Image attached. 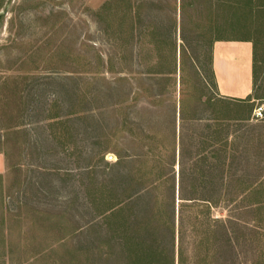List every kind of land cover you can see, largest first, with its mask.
I'll use <instances>...</instances> for the list:
<instances>
[{"label": "rangeland", "instance_id": "1", "mask_svg": "<svg viewBox=\"0 0 264 264\" xmlns=\"http://www.w3.org/2000/svg\"><path fill=\"white\" fill-rule=\"evenodd\" d=\"M185 1L0 0V264H264V0Z\"/></svg>", "mask_w": 264, "mask_h": 264}, {"label": "crops", "instance_id": "2", "mask_svg": "<svg viewBox=\"0 0 264 264\" xmlns=\"http://www.w3.org/2000/svg\"><path fill=\"white\" fill-rule=\"evenodd\" d=\"M213 74L218 96L231 101H247L255 87L254 45L249 40H220L213 47ZM7 170L0 153V175Z\"/></svg>", "mask_w": 264, "mask_h": 264}, {"label": "trees", "instance_id": "3", "mask_svg": "<svg viewBox=\"0 0 264 264\" xmlns=\"http://www.w3.org/2000/svg\"><path fill=\"white\" fill-rule=\"evenodd\" d=\"M186 7H187V3L185 0H174V4H172V15L170 16V20L172 22V28H171V31H172V34H176L177 32V28H178V21L179 19L183 20V16L184 14L186 13ZM184 21V20H183ZM162 23V22H161ZM160 23V26H157V28H155V35H162L164 32L162 30L163 29V25ZM132 29L133 28V23L131 22L130 25H128V30ZM158 29V30H157ZM184 30V28H183ZM161 43V42H160ZM193 62L195 63L196 65V58L193 57ZM255 69H256V58H255ZM196 73L198 74V71H199V67L197 65V68H196ZM207 201H210V200H207ZM211 202V201H210Z\"/></svg>", "mask_w": 264, "mask_h": 264}, {"label": "built area", "instance_id": "4", "mask_svg": "<svg viewBox=\"0 0 264 264\" xmlns=\"http://www.w3.org/2000/svg\"><path fill=\"white\" fill-rule=\"evenodd\" d=\"M255 116H257V117L263 116V108L262 107H259L255 110Z\"/></svg>", "mask_w": 264, "mask_h": 264}]
</instances>
